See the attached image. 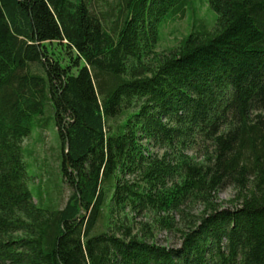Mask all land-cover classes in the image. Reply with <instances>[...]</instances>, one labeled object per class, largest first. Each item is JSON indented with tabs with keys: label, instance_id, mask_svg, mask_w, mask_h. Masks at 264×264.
<instances>
[{
	"label": "trees",
	"instance_id": "1",
	"mask_svg": "<svg viewBox=\"0 0 264 264\" xmlns=\"http://www.w3.org/2000/svg\"><path fill=\"white\" fill-rule=\"evenodd\" d=\"M98 1L0 0V264H264V0H208L213 29L200 0ZM46 109L71 189L58 208L23 146ZM180 215V248L147 241Z\"/></svg>",
	"mask_w": 264,
	"mask_h": 264
},
{
	"label": "rangeland",
	"instance_id": "2",
	"mask_svg": "<svg viewBox=\"0 0 264 264\" xmlns=\"http://www.w3.org/2000/svg\"><path fill=\"white\" fill-rule=\"evenodd\" d=\"M100 4L102 1H98ZM197 18L204 21L211 29L215 28L217 16L209 9L208 0H200L197 3ZM192 29L190 17L187 15L166 23L161 29L160 42L157 52L169 56L177 52L182 40L189 35ZM38 127L23 141L27 150L26 162L29 166V185L36 199H41L42 206L53 208L63 207L71 193V189L63 182L61 164L63 160V148L55 127L54 116L46 109V113ZM203 151L198 150L191 154L201 159ZM236 196V190L228 187L221 190L218 195V203L221 207L231 208V200ZM190 219L194 222L204 211L202 204L186 208ZM189 218V217H188ZM176 217L179 231H164L153 229L152 238H146L149 243L162 247L178 249L183 244V239L188 227H192L190 219ZM138 221L147 222V218H139ZM136 231L135 233H137ZM139 237L143 234L138 232ZM21 235V234H20Z\"/></svg>",
	"mask_w": 264,
	"mask_h": 264
}]
</instances>
